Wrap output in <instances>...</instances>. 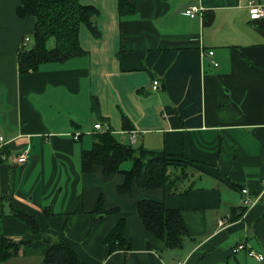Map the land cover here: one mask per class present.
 Here are the masks:
<instances>
[{"label": "crops", "instance_id": "obj_1", "mask_svg": "<svg viewBox=\"0 0 264 264\" xmlns=\"http://www.w3.org/2000/svg\"><path fill=\"white\" fill-rule=\"evenodd\" d=\"M79 1L97 7L100 36L81 25L82 54L20 73L17 52L34 20L16 15L19 0H0V129L7 139L0 234L34 237L10 214V196L43 232L63 235L85 264H264L247 255L253 249L264 257V18L251 20L248 6L264 0H135L125 17L117 0ZM191 5L203 17L186 15ZM100 121L125 143L136 130L135 146L184 155L206 173L186 194L135 183L130 195L120 194L122 174L104 175L98 165L80 171V151L91 147ZM240 187L259 198L230 220L231 209L243 207ZM100 196L104 209L119 211L91 223ZM140 199L179 209L191 238L166 248L144 229ZM120 218L130 249L105 258L103 239ZM239 243L244 248L233 252ZM47 248L36 239L1 264H41Z\"/></svg>", "mask_w": 264, "mask_h": 264}, {"label": "trees", "instance_id": "obj_2", "mask_svg": "<svg viewBox=\"0 0 264 264\" xmlns=\"http://www.w3.org/2000/svg\"><path fill=\"white\" fill-rule=\"evenodd\" d=\"M117 11L119 17L132 15L135 12V0H117ZM15 13L19 18L31 17L34 20L33 31L29 36L31 46L20 47L17 52L16 66L20 73L82 54L84 51L79 43L81 25H85L94 37L100 36L95 23L99 15L97 7L82 4L79 0H19ZM123 127H129L126 118H123ZM127 161L131 162V166L126 169L122 164ZM79 165L82 173L90 172L98 165L102 167L104 175L122 174L123 182L117 185L116 191L128 195L134 183L139 188L160 187L164 195L186 194L195 187L197 179L206 173L184 155L147 150L140 145L125 143L110 132L93 134L91 147L80 151ZM5 197H8L10 214L25 222L34 237L23 240L0 234V264L16 256L20 248L36 239L48 244L41 264H85L63 235L54 236L43 232L36 215L17 206L10 196ZM245 208H232L230 220L242 217ZM118 211V208L104 209L100 196L92 211L91 223ZM136 212L144 229L161 240L168 249L179 248L184 239L191 238L179 209L168 208L161 201L140 199L136 203ZM44 214L48 217L50 212L44 210ZM124 227L125 219L120 218L105 235V258L116 250L130 249V243L124 237Z\"/></svg>", "mask_w": 264, "mask_h": 264}, {"label": "built area", "instance_id": "obj_3", "mask_svg": "<svg viewBox=\"0 0 264 264\" xmlns=\"http://www.w3.org/2000/svg\"><path fill=\"white\" fill-rule=\"evenodd\" d=\"M249 17L251 20H257L260 18H264V2L262 3H256L253 1H250L249 4ZM202 10L203 8L200 6H196V5H191L188 8L185 9V14L190 16V17H195V16H199L200 18L203 17L202 16ZM29 38L24 36V38H22V42H21V47H25L27 42H28ZM203 55H208L210 58L213 55V51L212 50H208L207 52L203 53ZM212 64L214 66H217V62L214 60H211ZM153 85V89L157 88V85L159 84L157 79H154L152 81ZM93 130H96L98 132H112L111 127L108 125V123H102L100 122H96L93 124ZM137 131L136 130H130L128 131V137L130 140V143H135L136 141V136H137ZM80 134L79 133H75L74 138L77 139L78 136ZM7 143V139L4 136V133L2 132V130L0 129V147L4 144ZM27 156V152H22L18 155V162L22 163L25 161ZM240 194H241V200H242V205L244 206V208H248L251 207L255 204L256 200L259 198V196H253L250 194L249 190L247 187H240L239 189ZM220 224H222V221L219 222ZM241 248H244V244L243 243H239L236 246H234L232 248L233 252H236L238 250H240ZM249 256L254 257L256 260L261 261L263 260V255L261 253H258L256 251H254L253 249L248 250L247 252ZM175 264H181L179 261L176 262Z\"/></svg>", "mask_w": 264, "mask_h": 264}, {"label": "rangeland", "instance_id": "obj_4", "mask_svg": "<svg viewBox=\"0 0 264 264\" xmlns=\"http://www.w3.org/2000/svg\"><path fill=\"white\" fill-rule=\"evenodd\" d=\"M28 38H29V40H28V42H27V44H26V46H25V48H29L30 46H31V44H32V42H31V37H29V35L27 36ZM52 42H50V44H51ZM211 60H213V59H211ZM215 61V60H214ZM212 63V62H211ZM213 65V64H212ZM217 65H218V63H217ZM214 66V65H213ZM111 133H114V132H111ZM122 141V140H121ZM127 143H129V144H131V145H135V143H136V141H135V143H130V140H129V137H128V142ZM129 161H127L126 162V164H123V167L124 168H129L130 167V164L128 163ZM196 183H198V182H196ZM42 261V260H41Z\"/></svg>", "mask_w": 264, "mask_h": 264}]
</instances>
